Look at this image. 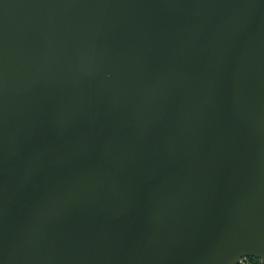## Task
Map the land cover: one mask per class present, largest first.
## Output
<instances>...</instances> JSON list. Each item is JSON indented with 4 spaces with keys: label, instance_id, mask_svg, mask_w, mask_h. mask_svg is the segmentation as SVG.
<instances>
[{
    "label": "water",
    "instance_id": "obj_1",
    "mask_svg": "<svg viewBox=\"0 0 264 264\" xmlns=\"http://www.w3.org/2000/svg\"><path fill=\"white\" fill-rule=\"evenodd\" d=\"M264 263V0H0V264Z\"/></svg>",
    "mask_w": 264,
    "mask_h": 264
},
{
    "label": "trees",
    "instance_id": "obj_2",
    "mask_svg": "<svg viewBox=\"0 0 264 264\" xmlns=\"http://www.w3.org/2000/svg\"><path fill=\"white\" fill-rule=\"evenodd\" d=\"M247 258H249V263H254V264H264L261 262L260 258L256 257V256H253V255H247ZM238 264H245V263H242V262H239Z\"/></svg>",
    "mask_w": 264,
    "mask_h": 264
},
{
    "label": "built area",
    "instance_id": "obj_3",
    "mask_svg": "<svg viewBox=\"0 0 264 264\" xmlns=\"http://www.w3.org/2000/svg\"><path fill=\"white\" fill-rule=\"evenodd\" d=\"M244 258H247V256H243V257L241 258V261H240V262L247 264V263H248V260H247V261H243Z\"/></svg>",
    "mask_w": 264,
    "mask_h": 264
},
{
    "label": "rangeland",
    "instance_id": "obj_4",
    "mask_svg": "<svg viewBox=\"0 0 264 264\" xmlns=\"http://www.w3.org/2000/svg\"><path fill=\"white\" fill-rule=\"evenodd\" d=\"M247 260H248V262L250 261V260H249V258H244V260H243V261H247Z\"/></svg>",
    "mask_w": 264,
    "mask_h": 264
},
{
    "label": "crops",
    "instance_id": "obj_5",
    "mask_svg": "<svg viewBox=\"0 0 264 264\" xmlns=\"http://www.w3.org/2000/svg\"><path fill=\"white\" fill-rule=\"evenodd\" d=\"M249 264H254V263H249Z\"/></svg>",
    "mask_w": 264,
    "mask_h": 264
}]
</instances>
